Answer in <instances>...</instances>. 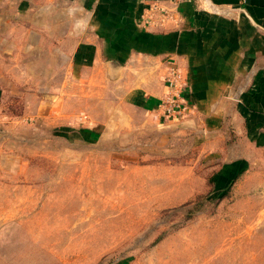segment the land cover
I'll use <instances>...</instances> for the list:
<instances>
[{
    "label": "rangeland",
    "instance_id": "rangeland-1",
    "mask_svg": "<svg viewBox=\"0 0 264 264\" xmlns=\"http://www.w3.org/2000/svg\"><path fill=\"white\" fill-rule=\"evenodd\" d=\"M42 7L0 0V264H264V148L183 120L91 143L76 111H44Z\"/></svg>",
    "mask_w": 264,
    "mask_h": 264
},
{
    "label": "crops",
    "instance_id": "crops-1",
    "mask_svg": "<svg viewBox=\"0 0 264 264\" xmlns=\"http://www.w3.org/2000/svg\"><path fill=\"white\" fill-rule=\"evenodd\" d=\"M26 1L43 3L27 35L44 43H28V50L44 51V67L61 69L44 111H76L91 143L122 123L183 120L213 134L222 150L264 148V0L17 3ZM173 69L188 111L165 119L160 105ZM234 136L238 143L227 144ZM246 162L223 156L238 171Z\"/></svg>",
    "mask_w": 264,
    "mask_h": 264
},
{
    "label": "built area",
    "instance_id": "built-area-1",
    "mask_svg": "<svg viewBox=\"0 0 264 264\" xmlns=\"http://www.w3.org/2000/svg\"><path fill=\"white\" fill-rule=\"evenodd\" d=\"M176 1L178 0H173ZM166 81L170 90L160 105L162 116L165 119L181 118L188 111V105L182 97L184 87L179 83L178 72L173 69Z\"/></svg>",
    "mask_w": 264,
    "mask_h": 264
}]
</instances>
